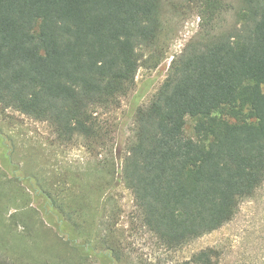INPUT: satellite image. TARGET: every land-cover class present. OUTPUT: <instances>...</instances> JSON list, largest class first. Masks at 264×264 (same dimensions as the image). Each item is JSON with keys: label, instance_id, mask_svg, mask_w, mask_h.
<instances>
[{"label": "trees", "instance_id": "1", "mask_svg": "<svg viewBox=\"0 0 264 264\" xmlns=\"http://www.w3.org/2000/svg\"><path fill=\"white\" fill-rule=\"evenodd\" d=\"M228 8L202 1L205 30L173 57L149 103L134 109L131 143L111 185L130 190L141 227L167 251L231 221L264 183V0H239L236 26L210 35ZM160 11L161 0H0V109L46 122L60 145H103L111 133L103 116L133 89L143 53L160 52ZM11 174L0 172V264L128 259L80 205ZM29 194L41 200L37 209L21 205ZM217 258L206 248L177 264Z\"/></svg>", "mask_w": 264, "mask_h": 264}, {"label": "rangeland", "instance_id": "2", "mask_svg": "<svg viewBox=\"0 0 264 264\" xmlns=\"http://www.w3.org/2000/svg\"><path fill=\"white\" fill-rule=\"evenodd\" d=\"M202 1L161 0L160 52L154 59H149V52L143 53L133 89L121 100L118 109L103 116L104 125L111 132L109 138H103V145L91 150L80 141L60 145L46 122L11 109H0V172L7 177L13 172L17 178H29L33 186L53 189L68 207L80 205L87 222L99 225L101 234L106 225L111 231L109 239L120 242L128 255L121 264H177L206 248L218 252L217 264H264V183L252 198L239 205L231 221L175 251H167L141 227L130 190L122 183L111 186L131 143L134 109L149 103L166 78L173 57L205 30L201 28L199 15ZM225 2L229 8L210 26V35L236 26L239 0ZM154 61L157 66L152 68ZM191 125L187 120L188 134ZM40 202L29 194L21 205L37 209ZM102 202L104 206L100 208ZM102 213L106 224L101 223ZM11 214L13 209L9 208L5 218ZM72 215L79 216L78 223L83 222L80 212ZM88 225L90 234L95 233L92 225Z\"/></svg>", "mask_w": 264, "mask_h": 264}]
</instances>
